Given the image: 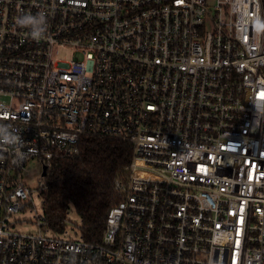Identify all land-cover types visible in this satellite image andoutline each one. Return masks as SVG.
<instances>
[{
    "label": "built area",
    "instance_id": "built-area-1",
    "mask_svg": "<svg viewBox=\"0 0 264 264\" xmlns=\"http://www.w3.org/2000/svg\"><path fill=\"white\" fill-rule=\"evenodd\" d=\"M0 123V264H264V0H0ZM87 135L132 150L101 241L20 232Z\"/></svg>",
    "mask_w": 264,
    "mask_h": 264
},
{
    "label": "trees",
    "instance_id": "trees-1",
    "mask_svg": "<svg viewBox=\"0 0 264 264\" xmlns=\"http://www.w3.org/2000/svg\"><path fill=\"white\" fill-rule=\"evenodd\" d=\"M131 157L129 144L87 135L81 139L78 157L55 159L45 178L47 189L41 193L48 228L62 233L73 207L81 219L83 239L99 243L109 212L119 200L115 182L127 177Z\"/></svg>",
    "mask_w": 264,
    "mask_h": 264
},
{
    "label": "rangeland",
    "instance_id": "rangeland-1",
    "mask_svg": "<svg viewBox=\"0 0 264 264\" xmlns=\"http://www.w3.org/2000/svg\"><path fill=\"white\" fill-rule=\"evenodd\" d=\"M42 174V165L38 162L37 159H30L25 168L22 171L24 181L32 188L37 189L40 184V178ZM34 206L30 207L25 212L19 214L21 219H26L28 222L18 225L17 229L20 232L24 233H37L38 228L35 224L37 217L42 216V198L34 195ZM67 227L65 229L64 235L77 239L80 237V230L78 226L81 224L80 217L76 214L74 208L72 207L67 213ZM48 233H51V230H48Z\"/></svg>",
    "mask_w": 264,
    "mask_h": 264
},
{
    "label": "clouds",
    "instance_id": "clouds-1",
    "mask_svg": "<svg viewBox=\"0 0 264 264\" xmlns=\"http://www.w3.org/2000/svg\"><path fill=\"white\" fill-rule=\"evenodd\" d=\"M16 23L19 28L26 29L34 41L46 36L48 20L43 12L22 14L17 18ZM23 143L22 136L10 125L0 123V150L11 149L14 153H19Z\"/></svg>",
    "mask_w": 264,
    "mask_h": 264
},
{
    "label": "water",
    "instance_id": "water-1",
    "mask_svg": "<svg viewBox=\"0 0 264 264\" xmlns=\"http://www.w3.org/2000/svg\"><path fill=\"white\" fill-rule=\"evenodd\" d=\"M47 173H48V168L46 166H43V168H42V176L46 177Z\"/></svg>",
    "mask_w": 264,
    "mask_h": 264
}]
</instances>
